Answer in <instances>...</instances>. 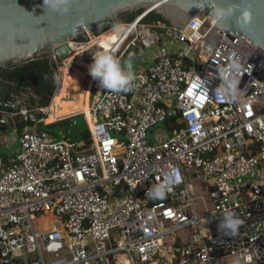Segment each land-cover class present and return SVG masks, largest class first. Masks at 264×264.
I'll return each instance as SVG.
<instances>
[{
    "label": "built area",
    "instance_id": "2783aa9c",
    "mask_svg": "<svg viewBox=\"0 0 264 264\" xmlns=\"http://www.w3.org/2000/svg\"><path fill=\"white\" fill-rule=\"evenodd\" d=\"M213 24L202 12L173 36L184 54L156 38L160 51L134 72L131 94L103 89L88 73V111L54 123L83 117L90 144L23 130L8 165L0 158V264H264L252 231L241 235L239 245L248 238V248L212 256L213 226L224 236L216 218L233 212L251 222L264 201V52L246 37L221 32L201 62L198 50ZM120 26L110 49L103 40L92 46L100 37L67 43L69 57L77 54L70 67L87 71L101 51L122 61L148 25ZM150 27L158 36L165 28ZM69 57L55 55L56 66ZM232 64L239 69L228 73L239 81L238 96L217 99L218 69ZM40 112L45 120L52 106ZM165 180L166 196L149 198L147 191ZM48 216L58 224L38 229L36 222Z\"/></svg>",
    "mask_w": 264,
    "mask_h": 264
},
{
    "label": "water",
    "instance_id": "95a60500",
    "mask_svg": "<svg viewBox=\"0 0 264 264\" xmlns=\"http://www.w3.org/2000/svg\"><path fill=\"white\" fill-rule=\"evenodd\" d=\"M215 2L227 4L230 0H71L70 10L63 15L46 9L44 0H0V68L23 66L45 57L54 68L55 55L59 59L71 55L72 51L67 43L76 42L85 35H89V39L85 38L79 42H88L106 34L116 23L117 18L124 13L142 12V15L131 24H143V20L151 13L162 16L170 23L171 29H160L159 36L150 26L139 28L137 45L144 43L154 45L156 38L161 35L179 36L178 31H183L199 13L209 15L210 5H214ZM235 2L241 3L251 11L250 26L241 30L235 19L226 20L221 24L215 21L203 40L207 45L217 47L221 39L220 33L224 32L231 36L246 37L264 52V0ZM3 84L0 78V90ZM28 91L33 93L36 101L41 100L31 89ZM29 101V105L20 107L19 104L9 105L0 99L1 110H12L10 113L30 111L28 115L17 118L0 112V124L7 128H18L28 124L37 128L44 127V115L40 112L44 107L39 103L31 104V97ZM171 115L172 111L167 117L170 118ZM63 121H67L70 127L76 124L74 117ZM253 211L256 212L257 219L245 222V229L239 230L235 236L224 234L220 237L217 225L213 226V258L228 256L232 251L237 252L240 247L248 248V238L244 240V244L239 245L243 241L241 235L252 231L255 254L264 263V201L256 205ZM252 217V213L247 216L248 219ZM221 220L222 216L216 218L219 224ZM233 239H236V242H233Z\"/></svg>",
    "mask_w": 264,
    "mask_h": 264
},
{
    "label": "clouds",
    "instance_id": "9594fccd",
    "mask_svg": "<svg viewBox=\"0 0 264 264\" xmlns=\"http://www.w3.org/2000/svg\"><path fill=\"white\" fill-rule=\"evenodd\" d=\"M46 9L59 12L61 15L70 10L71 0H44ZM210 16L217 24L226 20L235 19L236 25L244 30L250 26L251 11L235 0H230L227 4L215 2L210 5ZM238 66L230 65L225 69H218L221 83L215 89L217 99L234 100L238 96L239 81L229 72H238ZM88 72L93 80L98 81L99 86L113 93H127L134 87L136 75L133 71L131 58L121 61L114 54L108 51H101L93 56V62L88 66ZM170 185L167 180L158 183L147 191V196L151 199H163L169 191ZM244 223L235 213L227 212L222 216L219 224L220 230L225 235L235 236L241 225Z\"/></svg>",
    "mask_w": 264,
    "mask_h": 264
},
{
    "label": "trees",
    "instance_id": "16d2710c",
    "mask_svg": "<svg viewBox=\"0 0 264 264\" xmlns=\"http://www.w3.org/2000/svg\"><path fill=\"white\" fill-rule=\"evenodd\" d=\"M134 18L135 16L130 17L128 22L132 21ZM143 24L148 26H156L158 24H162L169 28L171 27L170 23L167 20L155 13L149 14L143 20ZM183 60L186 66L192 65V60H190L189 58H184ZM0 78L4 82L0 90V98L2 101H9V99H11L12 93H19L20 91L31 89L43 100L42 107L44 108L50 106L59 84V75L57 72V68L56 66H54L53 68L49 63L48 58L46 57L40 60L31 61L23 66L7 69L0 68ZM127 93L131 94V91ZM78 117L81 116L75 117V120ZM174 122L175 118H171L167 121V125L171 126ZM68 126L69 125L67 124V121H60L58 123L45 125L44 127L37 128L32 124H28L27 126H19L18 128L14 129L17 133V139L23 133V130L25 128L31 127L35 129V132H45L56 140L66 138L72 141L83 142L85 145L90 144V134L88 129L83 130L79 133H75L73 137H69L62 132V128ZM73 128H76V124H73ZM10 129L11 128H7L0 124V132L5 133ZM5 155L7 156L5 152H0V157H3Z\"/></svg>",
    "mask_w": 264,
    "mask_h": 264
},
{
    "label": "rangeland",
    "instance_id": "374dc122",
    "mask_svg": "<svg viewBox=\"0 0 264 264\" xmlns=\"http://www.w3.org/2000/svg\"><path fill=\"white\" fill-rule=\"evenodd\" d=\"M121 29H122V27L120 25L115 26L114 28L109 30V32H107L106 34H104L103 36H100V39L101 38H102V40L104 39L103 41L105 42V37H109V35H111L115 31L121 30ZM113 36L109 37L107 40L113 39L112 38ZM98 42H99L98 39H94L92 46ZM162 44L164 46H166L169 49V51L173 54H179V53L184 54L186 52L185 46H183L182 44H179L178 41L175 40V38L172 35L164 36ZM210 48L211 47L209 45H207L205 47V49L203 50V52H202V50H198L197 55H200V57H202V58H200L201 62H202V59H204V57L207 56V54L209 53ZM96 51H97V49H96ZM96 51H93V52H91V54H88L87 57H89L88 58L89 62H91L90 58H92V56L94 55V52H96ZM159 51H160V45H158V44H154V45H150V46H146V45L142 46L141 45L139 47H136L134 51L129 52L125 56L123 61H127L129 58H131V63L133 65V71L134 72H141V71H143V69L147 65H149V62L151 61V59L155 55H158ZM76 56H77V54H74L73 56H71V58L69 57L68 60H63L58 64L57 69H58V75H59V84H58L57 90L55 91V94H54V97H53L52 102L50 104V107L53 104L55 96L59 93V91H61V89L63 87L64 81H65V76H66L65 74H66V71L68 69L67 64L71 63L72 60ZM73 67L72 68L70 67V69H69L70 73H72V74L82 73L83 74V77L80 78V80L78 79V81L76 83H74L73 81H69L68 87L66 88L67 95L68 96L72 95L74 97L76 95L85 94L86 92L88 93V91H89L88 89H89V85H90L89 84L90 76H88V73H89L88 70L86 71V70H83L80 68H76V66H75V68H73ZM86 67L87 66H85V68ZM73 80H75L74 77H73ZM70 105H71L70 108L73 111L77 108L76 106L73 107L72 104H70ZM77 109H78L77 112L83 111L82 108L78 107ZM59 112H60V109L58 111V114H59ZM58 114L56 116L51 114V116H52V118H58ZM70 115H72L71 112H70L69 116ZM44 124L49 125V124H54V122L48 121V117H46ZM86 129H88L86 121L83 119V117H78L76 119V128H73V125H72V127H70V126L64 127V128H62V132L69 137H73V135L75 133H79V132L86 130ZM33 130H35V129L33 128ZM150 137L153 140V136L151 135ZM16 141H17V133H16L14 128L13 129L11 128L5 135H3L2 132H0V152L1 153L2 152L7 153V152L11 151V149L9 147L12 146L13 144H15ZM5 156L0 157L1 159L3 158L2 159L3 162L6 158ZM37 223H38V225H36V227L38 229H49L52 225H56V221L53 217H47V218L41 220V222L38 221Z\"/></svg>",
    "mask_w": 264,
    "mask_h": 264
},
{
    "label": "bare ground",
    "instance_id": "6f19581e",
    "mask_svg": "<svg viewBox=\"0 0 264 264\" xmlns=\"http://www.w3.org/2000/svg\"><path fill=\"white\" fill-rule=\"evenodd\" d=\"M211 19L215 23L214 18H211ZM121 30H117L114 33H112L111 35H109V37L114 35L112 37L113 39L107 40L109 37H105V42L103 41V45L107 49L112 48L113 44H116V42L119 40L120 36L122 35ZM98 40L101 41L102 38L98 39ZM67 67H68V69H67L66 74H65L66 76H65V81H64L63 87H62L61 91H59V93L55 96L53 104H52V110H53L52 115L56 116L58 114L59 109H60V112L58 114V118L63 117L65 115V113L67 112V110L69 108V106H68L69 102H70V104H72V106L76 105L77 107L82 108L83 112L88 111V94H87V92L85 94H83V99H82L83 103H81L80 105H77V103L78 104L80 103L82 95H76L73 97L72 95L68 96L66 93V88L68 87L69 81H73L74 83H76L78 81V79L80 80V78L83 77L82 73H75V74L70 73V71H69L70 65L69 64H67ZM73 77L75 80H73ZM54 120H55V118H52V116H50L48 118V121H50V122H54Z\"/></svg>",
    "mask_w": 264,
    "mask_h": 264
},
{
    "label": "flooded vegetation",
    "instance_id": "af4514ba",
    "mask_svg": "<svg viewBox=\"0 0 264 264\" xmlns=\"http://www.w3.org/2000/svg\"><path fill=\"white\" fill-rule=\"evenodd\" d=\"M142 15V12H138V13H124V14H121L118 18H117V20H116V23H114L112 26H111V29L112 28H114L115 26H118V24H131L132 22H134L137 18H139L140 16ZM132 16H135V18L132 20V21H129L128 22V20L130 19V17H132ZM165 28L167 29V30H170L171 28H169V27H167V26H165ZM163 37L164 36H167V34L166 35H162ZM89 35H85V36H83V38H79V39H77L76 40V42H79V41H83V40H85V38L86 39H89ZM56 66V65H55ZM56 68H57V66H56ZM57 72H58V69H57ZM35 93V92H34ZM6 96V95H5ZM29 97H31V99H32V101H31V104H37V103H39L41 106H43V100L41 99L40 101H36L35 99H34V97H33V93L32 92H29L28 90H25V91H20L19 93H12V95H11V99H9V101H2V102H4V103H7V104H9V105H15V104H19V106L20 107H23V106H26V105H29L30 104V101H29ZM1 99V98H0ZM82 99H83V94H82V96H81V100H80V102L82 101ZM78 104V103H77ZM80 104V103H79ZM78 104V105H79ZM68 106H69V108H68V110H67V112L65 113V115L64 116H69V114H70V112L72 113V115L73 114H77V108L73 111L71 108H70V102H69V104H68ZM75 105H73V107H74ZM0 112H2V113H6V114H8V113H10V112H12V110H1L0 109Z\"/></svg>",
    "mask_w": 264,
    "mask_h": 264
},
{
    "label": "crops",
    "instance_id": "0c3cea01",
    "mask_svg": "<svg viewBox=\"0 0 264 264\" xmlns=\"http://www.w3.org/2000/svg\"><path fill=\"white\" fill-rule=\"evenodd\" d=\"M167 35H169V34H167ZM162 43H163V39H162ZM144 45H146V46H150L149 43H144V44H142V46H144ZM158 45H159V44H158ZM139 46H141V45H137L136 47H139ZM136 47L130 49V50L125 54V56H126L129 52L134 51ZM125 56H124V58H125ZM156 57H157V55H155V56L151 59L150 62L152 63V62L155 60ZM124 58H123V59H124ZM123 59H122V62H123ZM150 62H149V65L151 64ZM149 65H147L143 70H145ZM81 103H83V101L80 102V104H81ZM80 104H79V105H80ZM77 105H78V104H77ZM75 106H76V105H75ZM76 107H77V106H76ZM77 108H78V107H77ZM6 133H7V132L2 133V134L5 135ZM9 148L11 149V151H9V152H7V153L5 152V153L7 154V156H6L5 160H4V164H5V165H8V163H9L11 157L14 156V155L18 152V150H19L18 141H16L15 144H13L12 146H10ZM6 150H7V149H6ZM48 217H51V216H48ZM45 218H47V217H45ZM45 218H40L38 221L41 222V220H43V219H45ZM53 218L55 219V221H56V225H57V224H58V220H57L55 217H53ZM38 221H37V222H38ZM37 222H36V224L38 225ZM52 226H54V225H52ZM52 226H51V227H52ZM51 227H50V228H51ZM50 228H49V229H50ZM42 230H45V229H42Z\"/></svg>",
    "mask_w": 264,
    "mask_h": 264
}]
</instances>
